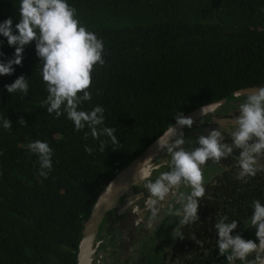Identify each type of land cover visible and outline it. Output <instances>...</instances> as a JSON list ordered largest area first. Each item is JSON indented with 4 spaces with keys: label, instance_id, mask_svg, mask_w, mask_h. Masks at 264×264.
<instances>
[{
    "label": "trees",
    "instance_id": "obj_1",
    "mask_svg": "<svg viewBox=\"0 0 264 264\" xmlns=\"http://www.w3.org/2000/svg\"><path fill=\"white\" fill-rule=\"evenodd\" d=\"M19 3L0 0V23L11 18L15 27ZM67 3L76 9L80 24L104 45V64H97L92 71V99L83 102L79 110L102 107L104 124L98 127H114L121 145L115 151L109 145L101 152L90 129L76 131L66 113L57 118L41 107L48 95L40 75L42 64L35 42L26 45L22 64L13 66V74L0 75V264H77L80 217L88 218L99 192L175 123L178 111L185 115L236 90L264 87V0ZM14 52L15 47L0 35V61L7 62ZM21 75L28 78V93H9L5 85ZM238 114L236 106L228 118L233 120ZM4 117L11 121L12 129L3 128ZM21 118L26 123L19 124ZM199 118L201 115L193 118L196 138L220 128L222 142L231 144L225 127L208 126ZM34 140L47 142L53 150L52 169L46 178L39 175L38 158L27 147ZM86 146L94 151L87 153ZM157 153L152 156L153 163L159 162L154 160ZM238 154L239 150H234L219 164L207 162L217 170L205 179L200 219L182 228L183 240L172 237L178 222L169 236L159 240L168 242L165 252L158 248V260L163 264L226 260L216 249V216L240 221L233 235L255 240L254 229L244 227L253 212L251 202L258 199L264 204V172L249 178L248 183L237 180ZM259 163L264 166V156ZM143 185L137 180L128 187L120 195L122 206L134 204L141 213L140 204L149 196ZM110 214L102 215L95 233L102 237L106 229H112L113 243L105 246L95 234L90 264L99 246H105L108 257L122 247L118 220L125 213L119 217ZM193 234L205 241L203 248L191 240ZM125 258L129 259V254Z\"/></svg>",
    "mask_w": 264,
    "mask_h": 264
},
{
    "label": "clouds",
    "instance_id": "obj_2",
    "mask_svg": "<svg viewBox=\"0 0 264 264\" xmlns=\"http://www.w3.org/2000/svg\"><path fill=\"white\" fill-rule=\"evenodd\" d=\"M18 13L19 22L15 27L11 18L0 23V35L6 37L10 47H15L13 58L7 62L0 61V75L13 74V66L22 64L25 46L34 41L36 55L42 64L40 75L48 93L41 107H46L48 114L55 113L57 118L66 113L76 131L85 127L90 129L91 137L99 140L101 152L109 145L117 150L121 144L115 135L116 129L98 127L104 124L105 110L100 106L91 111L79 110L83 102L92 99L89 89L94 67L104 64L102 40L80 24L76 9L67 0H20ZM5 88L11 94L19 92L25 96L29 91L28 78L21 75ZM236 98L239 99L238 94ZM215 107L203 106L201 117L215 111ZM238 112L228 130L231 144L222 142L224 135L220 128H216L208 135L196 138L198 147L188 151L184 145L192 141H186L183 131L178 129L191 128L194 120L178 111L174 116L175 125L171 124L155 142L157 150L165 152L168 159L153 163V157L149 155L139 162L136 179L144 182L143 186L149 193L145 204L150 212L148 227L153 232L154 226L164 222L165 217L174 216L178 223L172 237L183 240L182 228L199 221V201L205 194L203 166L208 161L219 164L234 150H239L235 164L237 180L248 183L249 178L264 172V166L259 163V158L264 156V87L247 94L238 105ZM18 123L26 122L21 118ZM201 123H204L203 119ZM2 126L12 129L11 121L6 117ZM88 135L86 132L85 139ZM101 137H107V140ZM27 147L38 158L39 175L46 178L52 169V148L40 140L30 142ZM85 151L91 154L94 149L86 146ZM162 168L167 170L161 172ZM153 173H159L154 180ZM113 183L108 184L109 192ZM251 206L253 212L247 220L248 227L244 228L254 229L255 240L245 239L239 233L233 235L240 221L229 222L227 216L215 217L216 249L220 256L226 258L225 264H237V261L240 264H264V204L257 199L251 202ZM191 240L204 247L205 241L195 234Z\"/></svg>",
    "mask_w": 264,
    "mask_h": 264
},
{
    "label": "rangeland",
    "instance_id": "obj_3",
    "mask_svg": "<svg viewBox=\"0 0 264 264\" xmlns=\"http://www.w3.org/2000/svg\"><path fill=\"white\" fill-rule=\"evenodd\" d=\"M247 94L249 93L240 94L239 99H237L236 98L237 96H235L225 101L209 115L207 114L199 118V122H201V119H203L205 123L209 124L208 126L213 127V125H217V126H222L223 128L225 127L226 130H229V128L231 127L232 120L228 118V112L232 108L238 106L246 98ZM182 131L184 133V137L186 141L189 140L192 141L191 144L186 142V144L184 145L186 150L191 151L193 148L197 147V144L195 143V139L197 137L196 130L193 127L188 128L187 126H185ZM162 159L164 160L168 159L165 152H158L157 155L154 157L155 161H161ZM216 170L217 168L214 165L206 163V165L203 166L205 179ZM153 174H157V173H153ZM135 175L129 177V180L131 181L135 177ZM182 191H186V190L182 189ZM120 200H121L120 195L116 196L115 202L105 212L107 211L109 213H113V211L115 212L116 207L118 208L119 205L118 203L120 202ZM145 201L140 204L142 210L141 213L138 212L139 214H136L137 208L134 204L130 205L129 203L121 208V210H127L126 211L127 214L124 217L123 222H121L119 226L120 229L123 231L122 233L123 236L126 234L125 237L121 236V239L125 240L126 242V247H127L126 249H129L131 254L130 259L128 260L125 258L124 256L125 255L124 252L126 251L125 249L123 250L117 249L116 250L117 253L109 258L102 257V254L106 252L105 246H109L113 243L112 242L113 236L112 234L109 233V231H113V230L106 229L102 237H100V235H97L98 232L95 233L97 237L102 238L103 239L102 241L105 243V246H99L100 249L99 260L95 264H122L124 258H125L124 262L128 260L127 261L128 264H133L135 258L138 255H144L146 258H150L154 252L157 254L158 249L157 247H154V245L161 238L169 236L168 232L169 231L171 232V228L176 226L175 224L178 222L177 221L178 218L174 216L165 217L164 222L154 226L155 231L153 232V230L148 227L150 212L146 208ZM177 207H179V205H177ZM134 208L136 209V211H133ZM79 221L83 223L84 218L80 217ZM225 262L226 260H222L221 262L215 264H225Z\"/></svg>",
    "mask_w": 264,
    "mask_h": 264
},
{
    "label": "water",
    "instance_id": "obj_4",
    "mask_svg": "<svg viewBox=\"0 0 264 264\" xmlns=\"http://www.w3.org/2000/svg\"><path fill=\"white\" fill-rule=\"evenodd\" d=\"M256 89L257 88L239 89L228 94L224 98L211 102L207 105L218 107L225 101L231 99L232 97L237 96V94L240 95L245 93H251ZM202 107L203 106L185 114V117H191L193 119L200 116L201 115L200 110ZM173 125H175V123ZM178 131H180V129H178ZM157 138L152 143H150L134 161H132L123 170L118 172L99 192L96 202L94 203L88 218L85 219L84 222L82 223L81 239L79 241L78 251H77V264H90V255L93 251L91 247L93 237L95 235L97 225L103 213L107 209H109V207L115 202L116 196L121 195L128 187H130L134 182L137 181L136 176H137L139 162H142L149 155L153 156L158 152L155 146V142ZM132 175H135V177L130 181L129 177H131ZM111 182L114 183L112 184L111 191L109 192L108 184Z\"/></svg>",
    "mask_w": 264,
    "mask_h": 264
},
{
    "label": "flooded vegetation",
    "instance_id": "obj_5",
    "mask_svg": "<svg viewBox=\"0 0 264 264\" xmlns=\"http://www.w3.org/2000/svg\"><path fill=\"white\" fill-rule=\"evenodd\" d=\"M122 199L120 200V202H119V205H118V208L116 207V210H115V212L113 211V213H109L111 216H117V217H119V216H121L122 214H124V216H123V218H119V220H118V222L119 223H121V222H123V220H124V217L126 216V214H127V210H121V208L123 207L122 205H123V203H122ZM115 205V204H114ZM126 206V205H125ZM136 214H139L138 212L136 213ZM137 216V215H136ZM112 218V217H111ZM111 220V219H110ZM123 232V231H122ZM122 236H123V234H121ZM126 236V234L123 236V237H125ZM123 240V239H122ZM163 240V239H162ZM157 249L158 248H160L161 250H163L164 252L167 250V247H168V242L166 241H164V243L163 242H159V241H157ZM155 244V245H156ZM96 245H98V243L96 242ZM154 245V247H156ZM127 247H126V242H125V240H123V243H122V247L120 248V247H118L117 249H120V250H123V249H125L126 251L124 252L125 253V255L126 254H129V259H130V251H129V249H126ZM96 249V248H95ZM98 249H99V247H98ZM99 252H100V249H99V251H98V253H96L95 254V258L93 259V262H92V264H95L98 260H99ZM94 253H95V251H94ZM117 253V251L115 252V254ZM158 254H159V251L157 252V254L154 252L153 253V255L150 257V258H146L144 255H138L136 258H135V261L133 262V264L135 263V262H138L139 261V259L141 258L142 259V261H141V264H163V262H161V260H158ZM163 253H161L160 254V256L162 255ZM124 255V256H125ZM109 256V254H106V252L105 253H103L102 254V257H106V258H109L108 257ZM128 259V260H129ZM124 260H125V258H124ZM124 260H123V262H122V264H128V260L126 261V262H124Z\"/></svg>",
    "mask_w": 264,
    "mask_h": 264
}]
</instances>
